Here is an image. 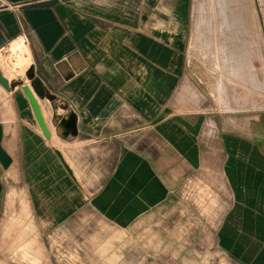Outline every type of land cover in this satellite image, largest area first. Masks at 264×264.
<instances>
[{"label":"crops","instance_id":"crops-1","mask_svg":"<svg viewBox=\"0 0 264 264\" xmlns=\"http://www.w3.org/2000/svg\"><path fill=\"white\" fill-rule=\"evenodd\" d=\"M190 37L191 0H0V264L29 242L13 211L64 243L86 242L94 217L136 242H198L207 224L186 196L206 175L234 197L224 227L245 229L229 242L259 244L249 264H264V90L256 111L232 92L211 109Z\"/></svg>","mask_w":264,"mask_h":264},{"label":"rangeland","instance_id":"rangeland-1","mask_svg":"<svg viewBox=\"0 0 264 264\" xmlns=\"http://www.w3.org/2000/svg\"><path fill=\"white\" fill-rule=\"evenodd\" d=\"M189 59L194 84L205 89L211 109L217 104L215 111L228 112L230 92L237 94L239 109L247 102L246 97L252 99L255 111L260 109L264 90V0H191ZM214 177L206 175V179L189 183L187 203L195 209V219L207 224L205 230L199 229V238H195L198 242L173 244L165 236L150 237L149 229L136 242L117 229L103 230L99 219L94 217L93 233L78 237L86 242L64 243L54 237L52 228L39 232L33 226L32 212L13 211L7 213L13 226L9 232L17 237L29 235L28 243L14 244V261L19 264H249L251 252L260 245L229 242L234 239L230 235H245V229L224 227L232 206L229 198L234 197L226 181ZM25 200L21 198V203L25 204ZM28 220L29 227H18Z\"/></svg>","mask_w":264,"mask_h":264},{"label":"water","instance_id":"water-1","mask_svg":"<svg viewBox=\"0 0 264 264\" xmlns=\"http://www.w3.org/2000/svg\"><path fill=\"white\" fill-rule=\"evenodd\" d=\"M0 82L5 86V87H9V80L7 77L4 76V74L2 73L1 69H0ZM33 85L35 86V88L37 89V92L40 93L38 87L39 84H37V82L33 83ZM25 90L33 104V107L35 109V113L36 116L38 118V121L40 123L41 128L43 129L44 133L49 135V129L47 127V124L45 123V120L43 118L42 112H41V108L38 102V99L36 98L35 94L33 93L32 89L30 88V86H25ZM60 155V154H59ZM67 166V165H66Z\"/></svg>","mask_w":264,"mask_h":264},{"label":"bare ground","instance_id":"bare-ground-1","mask_svg":"<svg viewBox=\"0 0 264 264\" xmlns=\"http://www.w3.org/2000/svg\"><path fill=\"white\" fill-rule=\"evenodd\" d=\"M16 48V46L14 47V49Z\"/></svg>","mask_w":264,"mask_h":264}]
</instances>
